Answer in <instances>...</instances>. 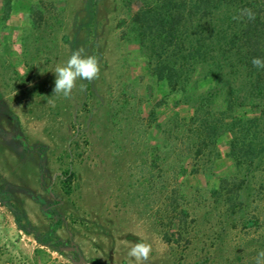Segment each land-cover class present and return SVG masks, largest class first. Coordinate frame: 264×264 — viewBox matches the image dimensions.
<instances>
[{
  "label": "rangeland",
  "instance_id": "1",
  "mask_svg": "<svg viewBox=\"0 0 264 264\" xmlns=\"http://www.w3.org/2000/svg\"><path fill=\"white\" fill-rule=\"evenodd\" d=\"M134 10L126 0H0V264H128L141 240L153 245L147 264H255L264 250V220L215 241L213 192L241 173L230 135L191 173L188 139L173 126L192 105L149 73ZM81 48L97 57L98 78L54 94L56 66ZM175 204L195 221L168 245Z\"/></svg>",
  "mask_w": 264,
  "mask_h": 264
},
{
  "label": "trees",
  "instance_id": "2",
  "mask_svg": "<svg viewBox=\"0 0 264 264\" xmlns=\"http://www.w3.org/2000/svg\"><path fill=\"white\" fill-rule=\"evenodd\" d=\"M126 3L135 7L132 22L141 48L149 54V73L170 92L186 95L192 105V115L178 117L173 126L188 139L190 159L196 160L191 173L198 174L202 166L212 164L218 158V136L230 135L228 157L241 173L222 177L213 192L222 204L215 239L222 243L223 233L226 236L240 225H258L264 220V69L251 62L254 57L264 59V0ZM244 8L253 11L254 20L246 16L233 19ZM208 79L212 89L201 92V83ZM245 108L256 115L239 116L238 111ZM186 172V164H181L179 174ZM70 181L66 175V194ZM188 217L175 204L168 216L169 232H163L168 245L177 242L176 236L190 233L188 226L195 220L188 222Z\"/></svg>",
  "mask_w": 264,
  "mask_h": 264
},
{
  "label": "clouds",
  "instance_id": "3",
  "mask_svg": "<svg viewBox=\"0 0 264 264\" xmlns=\"http://www.w3.org/2000/svg\"><path fill=\"white\" fill-rule=\"evenodd\" d=\"M246 16L250 20L255 19V14L249 8L241 10L240 16H234L233 19H240ZM84 50L77 49L72 52L70 58L63 65H57L55 74V87L53 93L62 94L64 98H70L73 89L76 87L77 80L94 81L98 78L100 72L99 61L96 56L83 55ZM252 64L258 69H264V59L254 57ZM83 90V85L81 86ZM153 252L152 243L141 240L135 243L127 255L128 264H147ZM255 264H264V250L260 251L255 257Z\"/></svg>",
  "mask_w": 264,
  "mask_h": 264
}]
</instances>
